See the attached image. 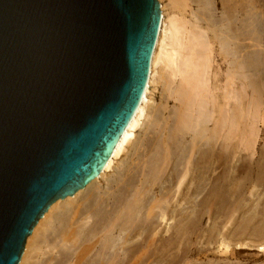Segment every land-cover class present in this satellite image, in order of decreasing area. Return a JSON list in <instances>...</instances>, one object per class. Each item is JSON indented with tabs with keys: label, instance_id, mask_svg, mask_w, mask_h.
<instances>
[{
	"label": "bare ground",
	"instance_id": "bare-ground-1",
	"mask_svg": "<svg viewBox=\"0 0 264 264\" xmlns=\"http://www.w3.org/2000/svg\"><path fill=\"white\" fill-rule=\"evenodd\" d=\"M157 1L161 14L159 30L150 59L146 86L134 114L101 170L83 187L50 203L26 237L17 264L29 263L28 260L32 261L38 252L45 254L43 247H39L41 242L49 250L57 248V243L52 245L54 240L49 243L51 234H55L56 239L59 238L61 247H72V255L69 253V258L73 257L71 264H142L148 259L154 262L178 242L190 239L191 230L194 231V227L199 226L205 213L207 214V198L221 193L224 172L222 167L229 158L239 154L242 144L241 118L244 112L249 113L254 122L259 121L257 108L264 91V14L258 9L255 10L257 6L254 0H250L244 8L240 7L239 0H182L184 6L191 3L197 5L196 11L192 10L190 13L192 17L189 16L192 21L186 22L180 17L164 14L165 4ZM218 3L221 5V14L216 17L214 10ZM173 4L178 5L175 1ZM185 34L187 39L183 59L177 62L176 56L180 54L179 49ZM215 56H219L226 64L225 81L220 96L215 93L216 87L211 86L210 82ZM158 65L161 67L160 73L156 70ZM165 68H171L177 74L181 73L183 78L175 93L178 94L176 98L179 105L174 107L171 118V113L163 116L167 99L160 106H151L150 103L152 87L158 83V78L163 82V91L172 89L170 76L163 70ZM256 86L262 87H258L257 91ZM145 118L146 122L143 121ZM144 122V135L152 133V142V138L145 141L149 139V135H145L147 137L143 142L135 137V131ZM142 146L143 157L142 151L138 153ZM128 148L133 149L130 152L133 153L129 157L130 161L123 163L124 173L117 171L119 175L115 174L114 181H110L108 173ZM138 167L142 170L139 183L136 177L128 176L133 168L138 172ZM165 171L169 175L168 184L157 195L156 189ZM212 172L216 173L213 175L214 184L206 187L208 183H203ZM138 174L139 172L136 175ZM106 177L110 183L115 182L113 185L116 187L113 190L105 188L107 191L104 189V192L98 193V182L101 179L107 181ZM197 181L202 182L199 184ZM190 182H193L192 185L195 182L197 186L193 185L188 193ZM109 186L110 184L107 187ZM148 192H153V196L148 197ZM176 194L180 197L168 206ZM186 194L188 197L201 194L195 213H190L193 212L190 210L185 216L180 215L182 218L177 220L178 225L176 221L174 224L169 222L176 218L174 207ZM187 198L184 199L185 203H189ZM110 200L113 205L109 204ZM107 206L110 208L106 209ZM142 207L145 210L140 216ZM89 218L91 222H88ZM58 223L61 226L56 228ZM255 233L259 235L257 239L255 237L256 240L246 236L233 245L235 248L244 246L243 249L264 251V229H258ZM138 234L140 239H134ZM228 239L229 235L221 232L217 240L224 249H228ZM63 256L69 260L68 254ZM64 260L56 263L63 264Z\"/></svg>",
	"mask_w": 264,
	"mask_h": 264
},
{
	"label": "water",
	"instance_id": "water-1",
	"mask_svg": "<svg viewBox=\"0 0 264 264\" xmlns=\"http://www.w3.org/2000/svg\"><path fill=\"white\" fill-rule=\"evenodd\" d=\"M157 0H0V264L102 168L146 86Z\"/></svg>",
	"mask_w": 264,
	"mask_h": 264
},
{
	"label": "rangeland",
	"instance_id": "rangeland-1",
	"mask_svg": "<svg viewBox=\"0 0 264 264\" xmlns=\"http://www.w3.org/2000/svg\"><path fill=\"white\" fill-rule=\"evenodd\" d=\"M160 1L162 4H165V5H163V8H164L163 12L165 11L164 14H166L168 16L174 15V16L180 17L183 20H185L186 22L188 20L192 21L191 20L192 14H190V13L192 12V10L196 11V9H197V5L195 3H194V5H192L193 3L189 2V1H187V2L191 3V4H188L185 6H184L182 0H174L176 2V4H178V5L173 4V2H174L173 0H171V2H170V0H160ZM179 1H181V2H179ZM239 1H240V5H241L240 7L244 8V6L247 5L250 0H239ZM254 1L256 2V6H257L255 8V10L258 9V11H262V14H264V0H254ZM187 6H189V7L187 8ZM192 7H193V9H192ZM243 8H241V9H243ZM214 14L216 17H219V15L221 14V5L219 3L217 4V9L214 10ZM189 16H191V17H189ZM262 17L264 18L263 15H262ZM184 37L185 38L182 39V44H181V47L179 49L180 54H178L176 56L177 62H179L183 59V55H184L183 51L185 50L184 45H185V42L187 39V34H185ZM215 51H217V47H215ZM160 69H161V67L158 65V67H156V70L159 73L161 72ZM163 70H165L166 73L168 72L167 75L170 76V78H169L170 83H171L170 88H172V89L170 91H167V90L163 91V84H162L163 82L161 79L158 78V80H159L158 83L156 82V84H154L152 87L153 93H152V99H151L150 103L152 104L151 106H154L156 104H157L156 106H158V105L160 106V104H164L165 99H167L168 100L167 108L165 110H163V116H168L169 115L168 113H171V115H170V118H171L174 115V111H175L174 107H177L179 105V102L176 98V97H178V94L176 95L175 93H177V91H178L180 82H183L182 81L183 78H182V74L179 73V71H178L179 74H177V73H175V71H172L171 68H165ZM225 70H226V64L222 61V59L219 56H215L213 66H212V71L210 74V82H211V86L216 87L215 93L218 96H220L221 88L223 87L222 85H224ZM219 77L221 78V81H220ZM175 86H176V88H175ZM258 87L259 86H256L257 91H258ZM261 87L262 86H260L259 88H261ZM248 90H250V89L248 88ZM262 90H264V89H262ZM163 93L165 96L163 95ZM169 93H170V95L171 94L172 95L169 96L168 95ZM257 94H258V92H257ZM260 99H261V101H260L258 108H257L259 111L258 112V120L259 121L254 122L252 120L251 115H249V113H246V112H244V116H242V118H241V131H242L243 140H242V144L240 146V151L238 149L239 154L237 153L238 155L236 154V157H232L231 159H233V160H231L229 158L228 159L229 161L227 160L224 163V165L222 167L223 168L222 170L224 171L223 172V186L224 187L222 186V190H221V193L219 195L213 194L207 198V201L209 200L208 201L209 207H208L207 214L205 213V215H204V219L202 220L203 222L201 221L199 226L194 227V231H193V229L191 230V233H190L191 235H190L189 240H182L181 242H178V244L175 245L176 247L174 246L172 248H169L170 250L167 251L164 256L162 255V257L158 258L157 260H154V262L152 259H148L142 264H185V262H186V264H189V263L190 264H227V263L228 264H262V263H264V251H257L255 249H243L244 246H239V247L235 248V245H233L234 243L241 241V238H245L246 236L249 237V239L251 237H253L254 240H256L259 235L256 234L255 232L258 229H264V225H263L264 224V91H263V94L261 95ZM159 109H161V108H159ZM245 110H246V107H245ZM242 115H243V113H242ZM146 120H147V118H145L143 121L146 122ZM251 120L253 121L252 123L250 122ZM145 122L142 123V125L140 127H138V129L135 131L136 132L135 137L137 139H139L140 142L141 141L143 142L146 139L147 136L145 137V135H149V133H146L144 135V132H146V131H144L145 130V128H144ZM147 132H148V130H147ZM249 133H251V134H249ZM246 134H248V135L246 136ZM151 135H152V133L149 135V139L147 138L145 141H148L152 138L150 140L152 142V140L154 139V137H153L154 135H152V136ZM136 138L134 140H136ZM141 138H143V139H141ZM150 141H149V143H150ZM252 143L254 146L252 145ZM131 150L133 151V149L128 148V150H125L124 153H122L120 155L121 158L120 157L118 158V160H117L118 163L116 164V166L114 165L113 169L110 170V173L112 175L110 173H108V175H107V176L110 175L109 176L110 179L106 177L107 181L106 180L104 181V179L103 180L101 179L98 182L100 189H101V190L98 189L99 190V191H97L98 193H100V191L101 192L102 191L104 192L105 190L107 191V189H105V188H108L109 190L115 189V187H116V186H114L115 182L110 183V181H112V180L114 181V177H116V175L117 176L119 175V173H117V171H119V172L121 171V173H124V169L122 167H124L125 164H123V163L126 160L130 161L129 157L132 156V153H133V152L130 153ZM138 151H139L138 152L139 154L142 151L141 156L143 157V155H144L143 146ZM125 156H127V157H125ZM135 156H136V154L133 155V157H135ZM139 168L141 169V167H138V169H137V171L139 172L138 175H136L138 173L135 171L136 168L132 169L133 173L131 171L129 173V175L127 174L128 176L136 177L138 180V183H139L140 177L142 176L141 175L142 170H140ZM167 170H168V168H167ZM215 172L211 173V175L208 178L209 180L207 179L206 182L203 183V185L208 183V184H206V187H208V186L211 187L214 184L213 180H215L214 179V176L216 174ZM133 175H135V176H133ZM166 175H167V171H165L163 173V175L159 181L158 188L156 189L157 195L159 194V190L161 191V189H163V191H164L165 186L167 187V184H168L167 179H169V175H167V176ZM127 177H125V178H127ZM129 178H127V179H129ZM136 178H134V179H136ZM185 182H186V180L183 183L185 184ZM201 182L202 181H200V182L197 181L196 183L201 184ZM106 183H107V185H106ZM138 183L136 182V184H138ZM190 183H191V185L189 184L190 188L188 187V189H187L188 193L190 192V189L193 188V185H195L194 187L197 186V184L195 182L193 185H192L193 182H190ZM253 183H254V185H253ZM108 184H110L109 187H107ZM123 189L126 190L125 187ZM126 194L128 195L129 193H126ZM148 195H149L148 197H151V195L153 196V192H148ZM194 195L196 197H194ZM186 196L188 197V194L184 195L185 198L184 197L183 198L186 199L187 198ZM179 197H180V195L176 194L175 197L171 201H169L170 203L168 206L174 204L175 199L177 200ZM200 198H201V194H199V195L193 194V196L191 195L190 197L187 198L189 203L188 202L185 203L184 199L182 200V198H180V200H179L180 203L178 202V205L176 207H174L176 210V212H174V215L176 218L175 219L173 218L174 220L170 219L169 222L173 223L176 221V223H177L178 222L177 220L178 219L180 220L190 210L193 211V212L190 211V213H195V211H196L195 207H196V204L199 202ZM209 202H210V204H209ZM109 204L113 205V201L109 202ZM111 205H109V206H111ZM117 205H118V203H117ZM109 206H107L106 209L110 208ZM188 207H189V209H188ZM178 209L181 210V213L184 210L186 212L184 211V213L181 214ZM144 210H145V208L142 207L140 212H139L140 216L143 214ZM177 212H179V213H177ZM177 214H179V216H177ZM83 215H86V214H83ZM174 215H173V217H174ZM180 215H182V217H180ZM84 217L85 216H83V218ZM89 221L91 222V218L88 219V222ZM79 222H81L80 218H79ZM177 225H178V223H177ZM58 226H59V223L57 224L56 228H58ZM179 232H181V231H179ZM221 232L222 233L226 232V234L229 235L228 241L230 242V244L228 246V249L227 248L224 249L223 245L219 244L220 241L217 240L219 233L221 234ZM243 232H245V233H243ZM49 236H50L49 243L50 242L52 243V241L54 240L52 245L57 243L59 246L57 245L58 247L54 248V250L53 249L49 250L48 247H45V243L43 244L41 242L42 238L40 236V240H41L40 242L41 243L39 244V247L40 246L43 247V251L44 252L46 251V252H45V254H40L38 252L37 255H34V253H33L34 257L32 258V261L28 260L29 263H26V264H36V261H37V264H54V262H55V264H57L56 262H59V260H61V262H62L65 259L64 258L65 256H63V254L64 255L68 254L67 259H69V260L65 259L66 263L64 260L63 264L64 263L65 264H71L73 257L71 256L69 258V256L72 255V253H71V252H73L71 250L72 247L70 249H67L66 247L63 248L60 246L62 244H61V242H59V238L56 239V237H54L55 234L54 235L51 234ZM139 237H140V235L138 234L133 238L136 240H139L140 239ZM142 237H143V235H142ZM213 237H214V239H213ZM231 237L232 238L234 237V239H232ZM255 237H256V239H255ZM240 247H242V249ZM66 250L68 252H66ZM69 253H71V254L69 255ZM184 253H185V256H184ZM57 254H58V256H57ZM61 256H63L64 259H62ZM36 257L39 259V261ZM35 259H36V261H35ZM60 263H58V264H60Z\"/></svg>",
	"mask_w": 264,
	"mask_h": 264
}]
</instances>
